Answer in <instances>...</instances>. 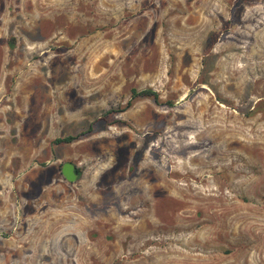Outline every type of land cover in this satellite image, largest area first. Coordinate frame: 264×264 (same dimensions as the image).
Listing matches in <instances>:
<instances>
[{"label": "rangeland", "instance_id": "374dc122", "mask_svg": "<svg viewBox=\"0 0 264 264\" xmlns=\"http://www.w3.org/2000/svg\"><path fill=\"white\" fill-rule=\"evenodd\" d=\"M0 264H264V0H0Z\"/></svg>", "mask_w": 264, "mask_h": 264}, {"label": "trees", "instance_id": "16d2710c", "mask_svg": "<svg viewBox=\"0 0 264 264\" xmlns=\"http://www.w3.org/2000/svg\"><path fill=\"white\" fill-rule=\"evenodd\" d=\"M9 42L12 46H15V38L14 37H12ZM143 97L152 98L155 101L161 100V96H160L159 92L152 89V88H145L142 90H138L136 88H133L131 98L129 99L127 104L124 106L123 110H127V109L131 108L133 106L135 100H137L139 98H143ZM167 102L171 106L174 104L173 101H171V100H169ZM92 131H93V124H91L85 130H83V131H81L75 135H68V136H64V137H59V138L55 139V142H58V143H60V142H72V141H75V140H77L83 136H86V135L92 133ZM77 171H78L79 177H80L82 171L80 168H77Z\"/></svg>", "mask_w": 264, "mask_h": 264}, {"label": "water", "instance_id": "95a60500", "mask_svg": "<svg viewBox=\"0 0 264 264\" xmlns=\"http://www.w3.org/2000/svg\"><path fill=\"white\" fill-rule=\"evenodd\" d=\"M77 165L71 161H67L65 163H63L62 165V173L64 175V177L71 181L74 182L79 178V173L77 171Z\"/></svg>", "mask_w": 264, "mask_h": 264}]
</instances>
